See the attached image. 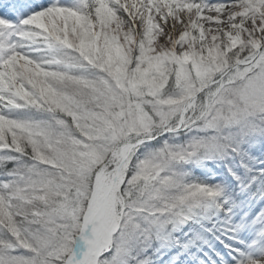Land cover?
Listing matches in <instances>:
<instances>
[{"label":"snow or ice","instance_id":"snow-or-ice-1","mask_svg":"<svg viewBox=\"0 0 264 264\" xmlns=\"http://www.w3.org/2000/svg\"><path fill=\"white\" fill-rule=\"evenodd\" d=\"M0 264H264V0H0Z\"/></svg>","mask_w":264,"mask_h":264}]
</instances>
